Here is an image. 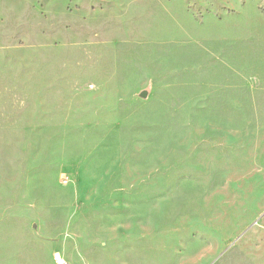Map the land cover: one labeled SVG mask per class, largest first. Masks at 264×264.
<instances>
[{"label":"rangeland","instance_id":"obj_1","mask_svg":"<svg viewBox=\"0 0 264 264\" xmlns=\"http://www.w3.org/2000/svg\"><path fill=\"white\" fill-rule=\"evenodd\" d=\"M264 264V0H0V264Z\"/></svg>","mask_w":264,"mask_h":264},{"label":"built area","instance_id":"obj_2","mask_svg":"<svg viewBox=\"0 0 264 264\" xmlns=\"http://www.w3.org/2000/svg\"><path fill=\"white\" fill-rule=\"evenodd\" d=\"M58 264H68V263L66 261H64V260H59Z\"/></svg>","mask_w":264,"mask_h":264}]
</instances>
